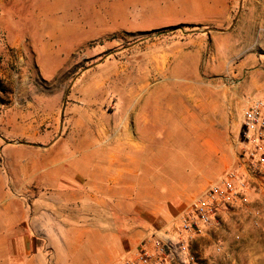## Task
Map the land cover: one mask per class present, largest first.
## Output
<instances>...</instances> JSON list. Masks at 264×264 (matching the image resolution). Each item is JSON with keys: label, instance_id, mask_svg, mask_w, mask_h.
I'll list each match as a JSON object with an SVG mask.
<instances>
[{"label": "rangeland", "instance_id": "obj_1", "mask_svg": "<svg viewBox=\"0 0 264 264\" xmlns=\"http://www.w3.org/2000/svg\"><path fill=\"white\" fill-rule=\"evenodd\" d=\"M0 2L9 8L5 23L17 24L21 34L28 29L26 38L33 37L29 31L40 8L49 19L66 24L69 35L76 36L82 22L89 36L73 53L56 58L59 71L42 66V72L39 60L49 58L35 56L34 41L27 39L19 53L0 28L2 178L10 180L11 172L4 148L31 143L19 135V122L40 123L52 115L60 131L67 112L66 127L76 130L79 144L82 127L95 128L101 114L111 116L105 123L112 127L118 123L114 115L131 111V98L133 112L174 115L155 122L162 125L163 144L151 171L155 179L160 172L171 190L189 198L188 204L228 170L243 173L238 160L240 115L249 100L264 96V0ZM148 99L150 105H145ZM194 116L203 121L206 133L200 149L186 137V144L174 151L170 131L191 129ZM24 157L14 154L13 167ZM256 175L257 180L248 181L246 202L223 209L218 223L193 241L199 264H264V168ZM173 221L166 236H156L173 237L177 218ZM137 225L144 223L138 220Z\"/></svg>", "mask_w": 264, "mask_h": 264}, {"label": "crops", "instance_id": "obj_2", "mask_svg": "<svg viewBox=\"0 0 264 264\" xmlns=\"http://www.w3.org/2000/svg\"><path fill=\"white\" fill-rule=\"evenodd\" d=\"M8 10L0 2V28L7 44L21 53L25 41L33 40L35 56L49 58L39 60L42 72V66L59 71L56 58L89 41L86 24L79 22L76 36L69 35V27L49 19L42 8L29 31L33 37L26 38L28 29L21 34L17 24L5 23ZM149 99L145 105L153 101ZM130 101L131 111L114 115L118 123L112 127L105 123L111 116L105 114L95 128L82 127L79 144L76 130L66 127L67 112L60 131L52 115L40 123L17 124L19 135L31 143L4 148L11 172L10 180L0 176V264H118L149 233L166 236L173 219L192 203L171 190L160 172L155 179L151 171L152 161L158 160L154 154L160 155L163 144L158 131L162 125L155 122L174 115L133 112L134 99ZM192 121L191 129L170 131L174 151L186 144V137L200 149L206 136L203 121L198 116ZM16 153L26 157L13 167ZM138 220L144 225L139 227ZM171 234L174 237L176 230Z\"/></svg>", "mask_w": 264, "mask_h": 264}, {"label": "built area", "instance_id": "obj_3", "mask_svg": "<svg viewBox=\"0 0 264 264\" xmlns=\"http://www.w3.org/2000/svg\"><path fill=\"white\" fill-rule=\"evenodd\" d=\"M239 163L243 173L228 170L177 217L176 235L164 239L148 235L118 264H199L192 243L218 223L220 212L236 202H246L250 179L264 168V96L249 100L240 115ZM260 185V181H258ZM258 216L259 212H255ZM238 239V237H236ZM219 250V249H217Z\"/></svg>", "mask_w": 264, "mask_h": 264}]
</instances>
